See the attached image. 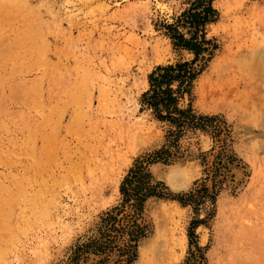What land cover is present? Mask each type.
<instances>
[{"label":"rangeland","instance_id":"1","mask_svg":"<svg viewBox=\"0 0 264 264\" xmlns=\"http://www.w3.org/2000/svg\"><path fill=\"white\" fill-rule=\"evenodd\" d=\"M193 2L0 0V264H264V0ZM176 32L179 135L142 100Z\"/></svg>","mask_w":264,"mask_h":264},{"label":"trees","instance_id":"2","mask_svg":"<svg viewBox=\"0 0 264 264\" xmlns=\"http://www.w3.org/2000/svg\"><path fill=\"white\" fill-rule=\"evenodd\" d=\"M213 1L194 0L192 10L195 12L192 13V10H188L182 15L183 19L186 20L185 25L188 29H193L196 32L198 28H202L211 21V15L214 13L211 9ZM171 29L169 26V32ZM171 38L174 41V46L191 52L194 55V60L190 63L184 62L157 67L148 77L149 90L143 94L142 100L147 108L151 109L157 120L174 125L177 128L176 135H179L186 128L196 127L191 117L188 116L190 109L181 110L177 104L184 94H189L193 80L201 72V70L196 72L192 66L200 52L205 51V49L201 48V44L195 41V34L190 39H184L183 35L176 32L174 35L172 34ZM201 119L206 118L202 117ZM121 191H123L122 187ZM125 201L128 202L129 200Z\"/></svg>","mask_w":264,"mask_h":264},{"label":"bare ground","instance_id":"3","mask_svg":"<svg viewBox=\"0 0 264 264\" xmlns=\"http://www.w3.org/2000/svg\"><path fill=\"white\" fill-rule=\"evenodd\" d=\"M219 9L225 10L227 11L230 8H236L238 7L240 10L243 11H250L251 9L253 10V8L256 6L255 2H251L250 4H248L247 0H216L213 2V7H217ZM258 9V8H257ZM256 11V10H255ZM254 11V12H255ZM240 12V11H239ZM158 47V46H157ZM150 49L148 50L147 48L144 47V49L139 53V58H141L142 60H145L148 58L149 53L153 52L156 50L155 49V45L153 47H149ZM151 60V59H150ZM148 62V61H147ZM161 62V61H160ZM157 65H160L159 62L156 63ZM149 73V72H148ZM144 78V75L142 76ZM145 83V87H147V82L146 80H144ZM121 91V90H120ZM137 91V90H136ZM125 92V91H124ZM125 95V94H124ZM129 166V162H127L124 168H127ZM123 174V173H122ZM121 178V173H117L113 176V178L110 180L109 185L113 186L114 189H117V186L119 184V180Z\"/></svg>","mask_w":264,"mask_h":264}]
</instances>
